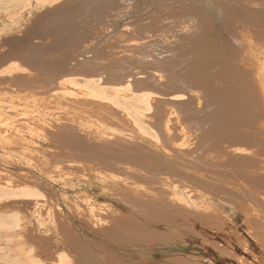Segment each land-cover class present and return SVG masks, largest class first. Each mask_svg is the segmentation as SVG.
Wrapping results in <instances>:
<instances>
[{"label": "rangeland", "instance_id": "1", "mask_svg": "<svg viewBox=\"0 0 264 264\" xmlns=\"http://www.w3.org/2000/svg\"><path fill=\"white\" fill-rule=\"evenodd\" d=\"M263 1L0 0V222L13 216L20 218L19 225L15 227L0 226V263L86 264L90 257L95 256L97 261H103L102 264H136V260H140L137 264H264V178L261 177L264 176ZM162 34L166 37L167 34L175 35H170L174 37H167L166 41L160 37L165 36ZM146 35L147 40L144 38ZM160 39L164 44L158 42ZM176 41L180 43L178 46ZM145 45L151 50L149 54L148 49L142 47ZM175 46L181 52L173 51ZM177 55L181 59H177ZM159 65H163L162 70ZM184 68H193V73ZM131 75L140 79L148 77L151 83L146 81L145 84H149L140 94L163 98L159 91L168 89L166 92L170 97L179 98L181 104H155L149 110L145 104L125 102L127 100L122 96L129 92L127 82ZM173 77H176L175 81L172 79L175 83L171 81ZM100 79L102 86L99 84L98 91L87 84V81ZM150 79L157 81L158 85ZM184 83L189 85L186 87ZM104 89L105 92L101 91ZM118 92H121L120 96ZM153 111L158 112L155 114ZM257 114L260 117H256ZM70 127L69 135L76 136L77 143L68 148L66 144L70 138L65 134L69 133ZM214 131L216 136H220L217 137L219 142L223 136L232 142L224 143V139L219 144L217 139L212 140L210 136ZM164 132L167 137L172 134L171 139L164 135L166 142L161 137ZM235 133L238 134L236 137ZM116 139L124 144L127 141L141 146L156 143L164 148L177 145L179 149L186 143L189 150L186 144L181 148L183 150L176 148L184 159L172 156L168 150V156L172 158L169 161L173 167L193 172L195 178H176L173 172L168 175L165 170L154 174L156 177L149 174L148 178L146 174L147 180L140 177L139 172L135 174L140 178H127L120 176L119 172L93 171L89 165L95 162L87 157V145L93 146L92 149L96 146L109 148L116 146ZM259 142L263 145L260 146ZM105 144L109 146L104 147ZM98 147L96 152L90 149L96 156L91 154L102 158L98 153L106 148ZM191 149L195 150L194 154ZM242 151L245 156L239 157ZM233 152L237 159L244 158L243 161L239 165L234 162L236 166L225 164L228 158L235 157ZM102 160H98L100 165L96 168H104L103 164L109 163L104 158ZM132 163L124 166L128 171H123L131 173L130 166L135 168ZM190 163L195 166L190 167ZM162 178L180 180L185 188L179 189L182 196L195 205L175 203L176 198L170 195V189L154 188L162 183ZM13 180L18 186L11 183ZM150 180L155 182L154 185ZM24 186L33 187L32 190L39 194L26 198L39 201V217L31 205L29 208L11 202L16 198L5 196L8 190L15 192ZM137 201L141 205L133 203ZM145 202L147 205L151 202L160 205L167 212L155 213L150 206L146 208ZM186 206L188 210L185 211ZM168 210L173 212L169 215ZM121 220L126 223L117 226L118 231L105 232ZM73 235L78 241L68 239L72 242L70 244L67 238ZM86 238L91 239L88 242Z\"/></svg>", "mask_w": 264, "mask_h": 264}, {"label": "bare ground", "instance_id": "2", "mask_svg": "<svg viewBox=\"0 0 264 264\" xmlns=\"http://www.w3.org/2000/svg\"><path fill=\"white\" fill-rule=\"evenodd\" d=\"M146 1V0H145ZM154 1V0H153ZM1 2H2V0H1ZM4 2V1H3ZM7 2V1H6ZM9 2V1H8ZM7 2V3H8ZM264 2V1H263ZM18 3V2H17ZM151 3V2H150ZM2 4V3H1ZM8 5V4H7ZM154 5V4H153ZM11 6V5H10ZM145 6V5H144ZM242 6V5H241ZM3 7V6H2ZM247 7V6H246ZM6 8V7H5ZM4 8V9H5ZM9 8V7H8ZM135 8V7H134ZM195 8H197L196 6H195ZM200 8V7H199ZM248 8H250V7H248ZM191 9H193V8H191ZM202 9V8H201ZM231 9V8H230ZM242 9V8H241ZM9 10V9H8ZM197 10V9H196ZM238 10H240V9H238ZM246 10V9H245ZM253 10V9H252ZM1 11V10H0ZM194 11H195V9H194ZM194 11H192V14H194ZM198 11V10H197ZM241 11V10H240ZM261 11V10H260ZM5 12H6V10H5ZM196 12V11H195ZM238 12V11H237ZM262 12V11H261ZM264 12V11H263ZM239 13V12H238ZM246 13H247V11H246ZM254 13V12H253ZM5 14V13H4ZM7 14V13H6ZM148 14V13H147ZM154 14V13H153ZM240 14H242V13H240ZM254 14H256V13H254ZM258 14V13H257ZM153 16V15H152ZM155 16V15H154ZM153 16V17H154ZM252 16V15H251ZM243 18V17H242ZM245 18V17H244ZM243 18V19H244ZM253 18V17H252ZM255 18V17H254ZM253 18V19H254ZM259 18V17H258ZM257 18V19H258ZM261 18H262V16H261ZM147 20V19H146ZM246 20V19H245ZM256 20V19H255ZM255 20L253 21V23L255 22ZM261 20V19H260ZM139 21V20H138ZM143 21V20H142ZM155 21V20H154ZM141 22V21H140ZM144 22V21H143ZM163 22V21H162ZM179 22V21H178ZM177 22V23H178ZM248 23H249V21H247ZM257 22V21H256ZM154 23V22H153ZM246 23V22H245ZM252 23V22H251ZM250 23V24H251ZM151 24H152V22H151ZM157 24V23H156ZM180 24V23H179ZM255 24V23H254ZM137 25V24H136ZM181 25V24H180ZM259 25V24H258ZM257 25V26H258ZM146 26V25H145ZM150 26V25H149ZM264 26V25H263ZM152 27V26H151ZM150 27V28H151ZM160 27V26H159ZM254 27V26H253ZM139 28H141V27H139ZM148 28V27H147ZM155 28V27H154ZM157 28V27H156ZM168 28V27H167ZM174 28V27H173ZM257 28V27H256ZM261 28V27H260ZM142 29H144V28H142ZM144 30H146V29H144ZM144 30H142V31H144ZM155 30V29H154ZM157 30V29H156ZM139 31V30H138ZM141 31V30H140ZM139 31V32H140ZM148 31V30H147ZM149 31H151V30H149ZM175 31V30H174ZM160 32V31H159ZM166 32V31H165ZM137 33V32H136ZM254 33H256L255 31H254ZM149 34V33H148ZM156 34H157V31H156ZM141 35V34H140ZM142 35H143V33H142ZM151 35V34H150ZM162 35H165V34H162ZM170 35H175V34H170ZM168 36V34H167V37H174V36ZM157 36V35H156ZM160 36V35H159ZM134 37V36H133ZM160 37H164L163 39L164 40H168V38L166 37V35L165 36H160ZM165 37L167 38V39H165ZM177 37H178V35H177ZM196 37V36H195ZM135 38V37H134ZM142 38V37H141ZM140 38V39H141ZM144 38L146 39L147 38V35L146 36H144ZM143 38V39H144ZM156 39H159V38H156ZM174 39V38H173ZM178 39H179V37H178ZM185 39V38H184ZM184 39H182L183 41H185ZM142 40V39H141ZM147 40V39H146ZM150 40V39H149ZM148 40V41H149ZM181 40V39H180ZM188 40V39H187ZM150 41H153L152 39L150 40ZM157 41V40H156ZM160 41H162L161 43H163L164 44V42H163V40L162 39H160L158 42H160ZM193 41V40H192ZM147 42V41H146ZM169 42H171L172 44H173V42L172 41H169ZM168 42V43H169ZM195 42H196V40H195ZM148 43H151V42H148ZM148 43L146 44L147 46H148ZM155 43V42H154ZM154 43H152V44H154ZM168 43H166V44H168ZM176 43H177V41H176ZM185 43V42H184ZM156 44V43H155ZM162 44V45H163ZM178 44H180V43H177V46H178ZM182 44V43H181ZM198 44V43H197ZM146 45L145 46H142V47H144L145 49H148V48H146ZM158 45H159V43H158ZM161 45V46H162ZM168 45H170V44H168ZM175 45V44H174ZM193 45H195V44H192V46ZM160 46V45H159ZM177 46H175V50H173V51H177L176 50V47ZM180 46V45H179ZM182 46V45H181ZM185 46V45H184ZM198 45H196V47H197ZM194 47V46H193ZM193 47H191V48H193ZM141 48V47H140ZM159 49H160V47H158ZM169 48H170V46H169ZM168 48V50H170ZM174 48V47H173ZM172 48V49H173ZM137 49V48H136ZM135 49V50H136ZM142 49V48H141ZM144 49V50H145ZM194 49V48H193ZM193 49H190V50H192L193 51ZM143 50V49H142ZM141 50V51H142ZM155 50V49H154ZM163 50V49H162ZM161 50V51H162ZM166 50L167 49H165V52H166ZM167 50V51H168ZM180 50H181V48H180ZM187 50V49H186ZM196 50V49H195ZM194 50V51H195ZM234 50H235V48H234ZM137 51H138V49H137ZM148 51H149V49H148ZM151 51V50H150ZM150 51L148 52V54L150 53ZM160 51V50H159ZM179 51V50H178ZM193 51V52H194ZM228 51H230V50H228ZM164 52V53H165ZM169 52V51H168ZM167 52V53H168ZM172 52V51H171ZM179 52H181V51H179ZM188 52H189V50H188ZM235 52V51H234ZM139 53H141V52H139ZM145 53V52H144ZM144 53H143V55H144ZM163 53V54H164ZM173 53V52H172ZM186 53H187V51H186ZM185 52H183V56H184V54H186ZM190 53H191V51H190ZM189 53V54H190ZM233 53V52H232ZM137 54V53H136ZM159 54V53H158ZM162 54V55H163ZM166 54V53H165ZM176 54H178V53H176ZM180 54V53H179ZM182 54V53H181ZM226 54H228V53H226ZM153 55H154V53H153ZM175 55V54H174ZM152 56V55H151ZM183 56H182V58H183ZM187 56H189V55H187ZM154 57V56H153ZM165 57V56H164ZM169 57V56H168ZM177 57V59H181V56L179 57V55H177L176 56ZM185 57V56H184ZM235 57V56H234ZM144 58V57H143ZM156 58V57H155ZM154 58V59H155ZM160 58V57H159ZM187 58V57H186ZM189 58V57H188ZM187 58V59H188ZM193 58V57H192ZM226 58H228L229 59V57H226ZM147 59H150L149 57L147 58ZM164 59V58H163ZM163 59H161L162 60V62L165 60H163ZM171 59V58H170ZM173 59V61H174V58H172ZM176 59V58H175ZM144 60H146V59H144ZM186 60V59H185ZM190 60V59H189ZM147 61V60H146ZM150 61V60H149ZM149 61H148V63H149ZM156 61V60H155ZM172 61V60H171ZM158 62H160L161 63V61L158 59ZM157 62V63H158ZM168 61H166V63H167ZM169 62H170V60H169ZM178 62V61H177ZM177 62H174L175 64H177ZM180 63H181V61H179ZM182 62H184L183 60H182ZM173 63V62H172ZM174 63H173V65H174ZM162 64V63H161ZM164 64H165V61H164ZM179 64V63H178ZM157 65V64H156ZM181 64H179V66H180ZM184 65V64H183ZM182 65V66H183ZM160 66V65H159ZM163 65H161L160 67H162ZM167 66H169V64L167 65ZM170 66H171V64H170ZM176 66V65H175ZM174 66V67H175ZM179 66H177V68L179 69ZM166 67V66H165ZM173 67V68H174ZM167 68V67H166ZM172 68V67H171ZM163 69V67L160 69V70H162ZM165 69V68H164ZM168 69L169 68H167V71H168ZM182 69V68H181ZM185 69V68H184ZM193 69V68H192ZM191 68H190V70L188 69V68H186L185 70H189V71H191L192 70ZM154 70V69H153ZM170 70H172V69H170ZM169 70V71H170ZM174 70V69H173ZM172 70V71H173ZM185 70H183L184 72H185ZM163 71H165V70H163ZM163 71H161L162 73H163ZM167 71H166V73H167ZM195 71V70H194ZM156 72H157V70H156ZM175 72H176V70H175ZM147 73V72H146ZM151 73V72H150ZM169 73H171V71L169 72ZM187 73H189V72H187ZM192 73H193V70H192ZM138 74H140V73H138ZM153 74V73H152ZM151 74V75H152ZM156 74V73H155ZM165 74V73H164ZM168 74V73H167ZM176 74H177V72H176ZM175 74V75H176ZM179 74H180V72H179ZM184 74V73H183ZM235 74V73H234ZM253 74V73H252ZM141 75V74H140ZM143 75H145V72H143ZM150 75V74H149ZM166 75V74H165ZM165 75H164V77H165ZM174 75V74H173ZM173 75H171L170 74V76H173ZM156 76H158L157 74H156ZM155 76V79H157V77ZM168 76H169V74H168ZM180 77H181V74L179 75ZM188 76V75H187ZM150 77V76H149ZM160 77V76H159ZM186 77V76H185ZM247 77V76H246ZM148 77H145V79H144V77H143V79H140L139 77H136V75H131V79L127 82L128 83V87L129 88H127V89H129V92H128V94H124L123 96H122V99L123 100H127V101H125V102H131V101H135L136 103H138V104H145L147 107H148V109L149 110H151L152 109V107L155 105V104H157L158 106H161V105H165V104H170V105H172L171 103H173V104H175V103H179V104H181V100H179L178 101V99L177 98H175V97H170L171 95H170V93H167L166 91L168 90H166L165 88V91L163 92V91H159V95H160V97L162 96L163 98H159V97H153V98H151V97H149V96H147V95H145V94H140V91H143L144 89H146V84H149L150 83V81H149V79H147ZM174 78L176 79V77H173V78H171V81H172V79L174 80ZM177 78H179V77H177ZM182 78H183V75H182ZM154 79V78H153ZM166 79H168V77H166ZM170 79V78H169ZM168 79V80H169ZM181 79V78H180ZM260 79V78H259ZM151 80V79H150ZM161 80H162V77H161ZM167 80V81H168ZM182 80V79H181ZM184 80V79H183ZM146 81H148L149 83H146L145 84V82ZM153 80H151V82H152ZM158 81H160L159 80V78H158ZM166 81V80H165ZM170 81V82H171ZM175 81V80H174ZM174 81H172V82H174ZM177 81V80H176ZM157 83L156 85H158V82L157 81H153L152 83ZM162 82V81H161ZM160 82V83H161ZM170 82H168L169 83V85H171L170 84ZM183 82H185V81H183ZM182 81H181V83H183ZM165 83V82H164ZM167 83V82H166ZM168 83H167V85H168ZM175 83V82H174ZM177 83H179V82H177ZM188 83V82H187ZM82 84V83H81ZM87 84L89 85V87L91 88V89H93V90H99V84H101V79L100 80H98V81H95V82H90V81H87ZM143 84H145V86L143 85ZM151 84V83H150ZM185 84V83H184ZM104 85V84H103ZM134 85V86H133ZM153 85V84H152ZM161 85V84H160ZM164 85V84H163ZM174 85V84H173ZM186 85V84H185ZM187 85H189V84H187ZM187 85H186V87H187ZM101 86H102V84H101ZM133 86V87H132ZM154 86V85H153ZM167 87V86H166ZM172 87V89H173V87L174 86H171ZM180 87H181V84H180ZM179 87V89H181ZM97 88V89H96ZM154 88H155V86H154ZM158 88H160V87H158ZM176 88H178L177 86H176ZM184 88H185V86H184ZM190 88V87H189ZM192 88V87H191ZM157 89V88H156ZM188 89V88H187ZM101 91H106L105 89L104 90H101ZM183 91V90H182ZM185 91V90H184ZM111 93V92H110ZM121 92H118L117 94H119V96L121 95L120 94ZM112 94V93H111ZM138 95V96H137ZM262 98V97H261ZM262 100V99H261ZM76 101V100H75ZM182 101H184V100H182ZM187 102V101H186ZM183 103V102H182ZM185 103V102H184ZM188 103V102H187ZM263 103V102H262ZM81 104V103H80ZM128 105V104H127ZM80 106V105H79ZM163 107V106H162ZM72 108H73V106H72ZM81 108H83V107H81ZM92 108V107H91ZM116 108V107H115ZM86 109V108H85ZM161 109H163V108H161ZM160 109V110H161ZM74 110V109H73ZM128 110V109H127ZM159 112H161L159 109H157ZM71 111V110H70ZM158 111H156V112H154L155 114H157V112ZM248 111V110H247ZM75 112V111H74ZM135 112V111H134ZM142 112V111H141ZM250 112H251V114H252V110H250ZM250 112H248V114L250 113ZM129 113V112H128ZM184 112L182 111V114H183ZM246 114V113H245ZM260 114V113H259ZM160 115V114H159ZM250 115V114H249ZM252 115H254V114H252ZM154 116V115H153ZM162 116V115H161ZM164 116V115H163ZM246 116H248V115H246ZM256 116V115H255ZM259 115L257 114V116L256 117H258ZM156 117V116H155ZM157 117H159V116H157ZM166 117V116H165ZM186 117H187V115H186ZM244 117V116H243ZM242 116H241V118L242 119H244ZM252 117V116H251ZM260 117V116H259ZM151 118V117H150ZM153 118V117H152ZM176 119V118H175ZM248 119V118H247ZM251 118H249V120H250ZM256 120H257V118H255ZM260 119V118H259ZM184 120V119H183ZM186 120H188L187 118H186ZM240 121H241V119H239ZM238 120V121H239ZM253 120V119H252ZM251 120V121H252ZM164 121H165V119H164ZM173 121V120H172ZM243 121V120H242ZM241 121V122H242ZM248 121V120H247ZM254 121V120H253ZM259 121V120H258ZM133 122H134V120H133ZM159 122V121H158ZM163 122V121H162ZM176 122V121H175ZM237 122V121H236ZM236 122H235V124H236ZM246 122V121H245ZM249 122V121H248ZM165 123V122H164ZM187 123V122H186ZM234 123V122H233ZM242 123H244V122H242ZM242 123H239L240 125L242 124ZM251 123V122H250ZM252 123H254V122H252ZM143 124V123H142ZM157 124V123H156ZM246 124V123H245ZM256 124V123H255ZM151 125V124H150ZM158 125V124H157ZM156 125V126H157ZM161 125V124H160ZM182 125H184V124H182ZM237 125V124H236ZM235 125V126H236ZM248 125V124H247ZM162 126V125H161ZM188 126V125H187ZM242 126V125H241ZM96 127V126H95ZM141 127V126H140ZM240 126H236V128H239ZM242 127H244V124H243V126ZM248 127H250V126H248ZM254 127V126H253ZM73 129H75L74 127H72ZM144 128V127H143ZM153 128V127H152ZM193 128V127H192ZM246 128V127H245ZM68 129V128H67ZM145 129V128H144ZM158 129V126H157V128H156V130ZM185 129V128H184ZM68 130H70L69 131V133L68 134H65V135H68L66 138H70V140L67 142V144H66V147L68 146V148L70 147L71 148V146H73L74 144H76L77 143V140L75 139L76 138V136H73V135H69V134H71L70 132H71V127H70V129H68ZM155 130V129H154ZM164 130V129H163ZM165 130H168V128L167 129H165ZM237 130V129H236ZM242 130H244V128L242 129ZM253 130V129H252ZM255 130V129H254ZM73 131H77L76 129L75 130H73ZM94 131V130H93ZM93 131H91V133L93 132ZM97 131H99V130H97ZM158 131V130H157ZM162 131V130H161ZM245 131V130H244ZM52 132H53V130H52ZM55 132V131H54ZM58 132V131H57ZM78 132V131H77ZM96 134L98 133V132H96V131H94ZM167 132V131H166ZM166 132H164L162 135H161V137L165 140V142L167 141V139H166V137L168 136V135H166L167 133ZM242 132V131H241ZM255 132V131H254ZM66 133V132H65ZM101 133V132H100ZM98 133L99 135H103V133ZM108 133V132H107ZM157 133V132H156ZM166 133V134H165ZM176 133V132H175ZM174 133V134H175ZM182 133H184V132H182ZM216 131H214V134H212V136H210L211 138H212V140H215V139H217V137H220V136H218V134H217V136H216ZM220 133V132H219ZM222 133V132H221ZM237 133V132H236ZM235 133V137H236V135H238V134H236ZM238 133H240V132H238ZM245 133H247L246 131H245ZM73 134V133H72ZM95 134V135H96ZM109 134V133H108ZM155 134V133H154ZM210 134V133H209ZM210 134V135H211ZM244 134V133H243ZM251 134V133H250ZM249 134V135H250ZM257 134V133H256ZM259 134V133H258ZM54 135V134H53ZM75 135H76V133H75ZM78 135H80V134H78ZM91 135H93V134H91ZM98 135V136H99ZM166 137H165V136ZM176 135V134H175ZM200 135V134H199ZM204 136H205V134H203ZM219 135H221V134H219ZM261 135H263V134H261ZM82 136V135H81ZM84 136V135H83ZM82 136V138H85V136L83 137ZM104 137H105V135H103ZM103 136L101 137L102 138V140H103ZM202 136V135H201ZM207 136H209V135H207ZM240 136H241V134H240ZM65 137V136H64ZM109 137V136H108ZM112 137V136H111ZM171 137H172V134H170V136L169 137H167L168 139H171ZM177 137V136H176ZM245 137H247V136H245ZM245 137H244V139H245ZM91 138V137H90ZM89 138V139H90ZM96 138H98V137H96ZM105 138H107V137H105ZM115 138V137H114ZM116 138H118V137H116ZM214 138V139H213ZM221 138H223V140L225 139L224 138V136L223 137H221ZM220 138V139H221ZM257 138V137H256ZM65 139V138H64ZM67 139V140H68ZM79 140L81 139L80 137L78 138ZM107 139H109V138H107ZM157 141H159V137L158 136H156V138H155ZM178 139V138H177ZM197 139V138H196ZM200 139V138H199ZM241 139H242V137H241ZM248 139V138H247ZM66 140V139H65ZM85 141H86V138L84 139ZM101 140V141H102ZM120 140H122V138L120 139ZM124 140L125 139H123V141L122 142H124ZM160 140H161V138H160ZM176 140V139H175ZM191 140V139H190ZM207 140V139H206ZM209 140V139H208ZM223 140H221V141H223ZM229 140V139H228ZM224 140L223 142L224 143H226V142H232L231 140ZM239 140V139H238ZM251 140V139H250ZM94 141V140H93ZM107 141V140H106ZM111 141L112 140H110L109 142L111 143ZM115 141V140H114ZM113 141V142H114ZM117 141H119V140H117L116 139V141H115V143L114 144H116V146H110L108 149L105 147V146H109L108 144L106 145H104V147L106 148V150H104V151H100L98 148H100V146L98 147V146H96V147H98L97 149L100 151V153L101 154H99L98 152V155H100V157L102 156V158H99V156H97V157H95L96 155L94 154V153H92L93 151H91L90 149H92V147L90 148V146H88L87 145V157H90L91 159L93 158V160H94V162L95 163H93V160L91 161L92 163H93V165H89V166H92L93 167V171H97V170H100L101 171V173L103 172V171H105L106 170V172H119V175L121 174L122 176H124V177H127V178H131L132 176V178H136V176H138V174L136 175L135 173H138L139 172V176L140 177H142L143 179H145V177H146V174H147V177L149 176V174L151 175V174H158L159 172H162L161 170H165V171H167L166 173L168 174V173H170V172H173V175H176V178H179V177H181V179L182 178H195V176H194V174H193V172H188V171H184L182 168H178V167H173L172 165H171V162L169 161V158H171V156H168L169 154L167 153L168 152V150L170 151V153H173V155L172 156H174L175 155V157H177V156H179V157H181V160L182 159H184L183 158V154H180V152H177V149H179V147L176 145V147L174 146L173 148H177L176 150L175 149H173L172 147L170 148V147H168L167 145H166V148H164V146L163 145H158V144H156V143H153L152 145H146L145 144V146H144V144L141 146L140 144H137V143H129L128 144V141H127V143L126 144H124V143H121L120 141L119 142H117ZM183 141V140H182ZM217 141L219 142V140L217 139ZM220 141V142H221ZM260 141H263L262 139H260ZM65 142V141H64ZM64 142H62L63 143V145H65L64 144ZM82 142H83V139H82ZM95 142H97V140L95 141ZM108 142V143H109ZM117 142V143H116ZM130 142H132V141H130ZM194 142V141H193ZM192 142V143H193ZM220 142H219V144H220ZM243 142V141H242ZM88 144H91V142H87ZM87 143H85V144H87ZM94 143V142H93ZM97 143H101V142H97ZM105 143V142H104ZM163 143V142H162ZM168 143V142H167ZM185 143V142H184ZM183 143V144H184ZM189 143V142H188ZM200 143H202V142H200ZM200 143H199V145H200ZM222 143V142H221ZM249 143V142H248ZM260 143V142H259ZM261 143H263V142H261ZM261 143H260V146H262L261 145ZM95 144V143H94ZM93 144V145H94ZM118 144V145H117ZM182 144V145H183ZM186 144V143H185ZM185 144H184V146H185ZM215 144H217V143H215ZM246 144V143H245ZM257 144V143H256ZM96 145V144H95ZM98 145V144H97ZM100 145V144H99ZM188 144H186V147H187V149H188V146H187ZM224 145V144H223ZM227 145H229V144H227ZM230 145H231V143H230ZM249 145V144H248ZM251 145V144H250ZM258 145V144H257ZM102 146H103V144H102ZM180 146H181V144H180ZM184 146H182V147H184ZM218 146V145H217ZM220 146V145H219ZM221 146H222V144H221ZM244 146V145H243ZM96 147H94V149H92V150H94V152H96L95 151V148ZM181 147V148H182ZM197 147V146H196ZM199 147V146H198ZM203 147V146H202ZM209 146H207V148H208ZM35 148V147H34ZM102 149H105V148H103V147H101ZM100 148V149H101ZM139 148V149H138ZM141 148V149H140ZM168 148V149H167ZM179 149V150H183V149ZM190 148V147H189ZM218 148V147H217ZM223 148V147H222ZM42 149V148H41ZM144 149V150H143ZM166 149H167V151H166ZM186 149V150H187ZM193 149V148H192ZM192 149H191V152L193 153L195 150L197 151V148H195V150H193L192 151ZM199 149V148H198ZM201 149V148H200ZM205 149V148H204ZM209 149V148H208ZM220 149V148H219ZM230 149V148H229ZM35 150V149H34ZM39 150H40V148H39ZM43 150V149H42ZM140 150V151H139ZM141 150L142 151H145V153H140L142 156H140V154H139V152H141ZM164 150H165V152H164ZM172 150V151H171ZM184 150H185V148H184ZM189 150V149H188ZM202 150V149H201ZM213 150V149H212ZM221 150V149H220ZM223 150V149H222ZM225 150H227V149H225ZM243 150V149H242ZM247 150V149H246ZM91 151V152H90ZM160 151V152H159ZM199 151V150H198ZM207 151V150H206ZM239 151H241V150H239ZM181 152H183V151H181ZM185 153H186V151H184ZM183 152V153H184ZM200 152V151H199ZM204 152V151H203ZM208 152V151H207ZM226 152V151H225ZM40 153V152H39ZM38 152H37V154H39ZM94 154V155H92V154ZM184 153V154H185ZM196 153V152H195ZM223 153V152H222ZM232 153V152H231ZM230 153V151H229V154H231ZM235 152H233V154H234ZM36 154V155H37ZM139 156H138V155ZM194 154V153H193ZM214 154V153H213ZM240 154V153H239ZM238 154V155H239ZM244 153H243V151L241 152V154H240V156L239 157H242L241 155H243ZM197 155V154H196ZM205 155H206V152H205ZM204 155V156H205ZM235 155V154H234ZM233 155V156H234ZM247 155V154H246ZM45 156V155H44ZM103 156H105V157H103ZM189 156V155H188ZM192 156V155H191ZM243 156H245V155H243ZM43 157V156H42ZM215 157V156H214ZM237 157V155H235V157H230V158H228V162L227 163H225V164H230V166H231V164L232 165H234L235 163H237L238 165H239V163H241L242 161H243V159L244 158H240V159H237L236 158ZM104 158V160L106 159V160H108L109 161V163L107 164V166H106V164H103V165H105L106 166V168H105V166H104V168H96V167H98L99 165H100V161L98 162V160H102ZM126 158H128V159H126ZM186 158V157H185ZM190 158V157H189ZM202 158V157H201ZM200 158V159H201ZM249 158V157H248ZM248 158H246V159H248ZM251 158V157H250ZM249 158V159H250ZM44 159V158H43ZM43 159H41V160H43ZM46 159V158H45ZM136 159V160H135ZM172 159V158H171ZM188 159V158H187ZM187 159H186V161H187ZM199 159V158H198ZM199 159V160H200ZM135 160V161H134ZM189 160V159H188ZM198 160V161H199ZM204 160V159H203ZM87 161H89V160H87ZM128 161V162H127ZM185 161V160H184ZM190 161V160H189ZM188 161V162H189ZM192 161V160H191ZM190 161V162H191ZM196 160H194L193 162H195ZM209 161V160H208ZM104 161L102 160V162H101V165H102V163H103ZM107 162V161H106ZM119 162H122V163H119ZM128 164H130L131 162H133L132 164L133 165H135V166H133V167H135V168H132L131 166H130V168H131V173H129V172H124V171H128V168L126 169V168H124V166H126V164L127 163ZM181 162V161H180ZM187 162V163H188ZM235 162V163H234ZM264 162V161H263ZM57 163V162H56ZM92 163H90V164H92ZM123 163H126L125 165L123 164ZM174 163V162H173ZM177 163V162H176ZM178 163H179V160H178ZM203 163H204V161H203ZM209 163V162H208ZM223 163V164H224ZM244 163V162H243ZM182 164H184V162L182 163ZM181 164V165H182ZM191 164V163H190ZM210 164V163H209ZM250 164V163H249ZM177 165V164H176ZM192 165V164H191ZM194 166H195V164H193ZM193 165L192 166H190V167H193ZM196 165L198 166V165H200V164H197L196 163ZM205 165V164H204ZM220 165H222V164H220ZM238 165H237V167H238ZM120 166H123V167H120ZM128 166V165H127ZM183 166V165H182ZM189 166V165H188ZM218 166V165H217ZM234 166H236V164L234 165ZM88 167V166H87ZM101 167V166H100ZM137 167V168H136ZM198 167H200V166H198ZM91 168V167H90ZM139 168V169H138ZM185 168V167H184ZM201 168V167H200ZM209 168V167H208ZM245 168V167H244ZM92 170V169H91ZM124 170V171H123ZM206 170H208V169H206ZM241 170V169H240ZM250 170V169H249ZM197 171V170H196ZM218 171V170H217ZM242 171V170H241ZM1 172V171H0ZM97 172H99V171H97ZM144 172H147V173H144ZM200 172V171H199ZM209 172V171H208ZM215 172V171H214ZM219 172V171H218ZM250 172V171H249ZM264 172V171H263ZM105 173V172H104ZM129 173V174H128ZM164 173V172H163ZM2 175H3V173H1ZM113 174V173H112ZM145 174V175H144ZM219 174V173H218ZM226 174H227V172H226ZM240 174H242V173H240ZM105 175H106V173H105ZM120 175V176H121ZM144 175V176H143ZM169 175V174H168ZM248 175V174H247ZM99 176V175H98ZM138 176V177H139ZM171 176V175H170ZM139 177V178H140ZM154 177H156L155 175H154ZM164 177V176H163ZM249 177H250V175H249ZM261 177H263L264 178V176L262 175ZM101 178V177H100ZM149 178V177H148ZM168 178H171V177H168ZM168 178H162V183L161 182H159V184H158V186H155L154 188H156V189H158V188H160L161 186L163 187V189H164V187H165V189H170L171 190V193H170V195L171 196H173V197H175L176 199L174 200V202L175 203H186V204H191V205H195L193 202H191V201H189V200H187V201H185V198L182 196V193L180 192V190L179 189H185L184 188V186L182 185V183H181V181L179 180V181H177V180H170V179H168ZM173 178H175V177H173ZM254 178V177H253ZM143 179H142V181H143ZM153 179V178H152ZM251 179V178H250ZM256 179V178H255ZM33 180H35V179H33ZM97 180V179H96ZM101 180V179H100ZM128 180V179H127ZM145 180H147V178L145 179ZM155 180V178L153 179V181ZM198 180H200V179H198ZM14 181V180H13ZM31 181V180H30ZM135 181H136V179H135ZM149 181V180H148ZM156 181V180H155ZM186 181V180H185ZM194 181V180H193ZM203 181V180H202ZM16 181H14V183L13 182H11L12 184H16L15 183ZM35 182V181H34ZM150 182H151V180H150ZM264 182V180L262 181V183ZM130 183V182H129ZM131 183H132V180H131ZM146 183V182H145ZM151 183H153V182H151ZM155 183V182H154ZM154 183H153V185H154ZM187 183V182H186ZM189 183V182H188ZM32 184V183H31ZM37 184H38V181H37ZM40 184V183H39ZM136 184V183H135ZM193 184V183H192ZM21 185V184H20ZM134 185V184H133ZM157 185V184H156ZM197 185V184H196ZM13 186V185H12ZM16 186H18L17 184H16ZM22 186V185H21ZM215 186V185H214ZM213 186V187H214ZM15 187V186H14ZM20 187V186H19ZM18 187V188H19ZM152 187V186H151ZM217 186H215V188H216ZM264 187V186H263ZM16 188V187H15ZM36 188V187H35ZM203 188V187H202ZM208 188V187H207ZM212 188V187H211ZM32 189H34L33 187H27V186H24L23 188H21L19 191H13V190H8L7 192H5V196L7 197V198H16V199H12V200H10L11 202H16L17 204L18 203H20V204H24L25 206H27V207H29L30 205L32 206V208L34 209L35 208V212H36V214H37V217H39V215H40V210H39V207H38V205H39V201L38 200H35V201H29V200H27L26 198H30V197H36V196H38L39 194H38V192H36L35 190H32ZM214 189V188H213ZM220 189H223V187L222 188H220ZM219 189V190H220ZM230 189V188H229ZM43 190V189H42ZM246 190V189H245ZM40 191V190H39ZM198 191V190H197ZM213 192V191H212ZM247 192V191H246ZM41 193H43V192H41ZM45 193V192H44ZM208 193H209V191H208ZM219 193V192H218ZM244 193V192H243ZM250 193V195H251V192H249ZM167 194H168V192H167ZM199 194V193H198ZM255 194V193H254ZM203 197V196H202ZM253 197V196H252ZM18 198V199H17ZM47 198H48V195H47ZM242 198V197H241ZM5 199V198H4ZM51 199V198H50ZM53 199V198H52ZM49 200V199H48ZM134 200V199H133ZM135 200H137L136 198H135ZM134 200V201H135ZM196 200V199H195ZM42 201V200H41ZM54 201V200H53ZM262 201V200H261ZM46 202H47V200H46ZM45 202V203H46ZM49 202V201H48ZM47 202V203H48ZM139 201H137V202H133V203H138ZM164 202H165V200H164ZM170 202H173V201H170ZM173 202V203H174ZM46 203V204H47ZM141 203V202H140ZM140 203H138V205L140 204ZM143 203V202H142ZM147 202H145L144 203V205L146 206V208H148L147 206H150V208L151 209H154L153 211L155 212V213H166L167 211V209L166 210H164L160 205L158 206V205H156L155 203H150V204H146ZM156 203H158V202H156ZM165 203H167V204H169V202H165ZM216 203V202H215ZM14 204V203H13ZM44 204V203H43ZM45 204V205H46ZM162 204V203H161ZM141 205V204H140ZM142 206H143V204H142ZM145 206H144V208H145ZM174 206V205H173ZM179 206V205H178ZM261 206V205H260ZM24 207V206H23ZM46 207H47V205H46ZM46 207H43V208H45L46 209ZM262 207V206H261ZM25 208V207H24ZM30 208V207H29ZM92 208H94V207H92ZM185 208V211L186 210H188V206H186V207H184ZM41 209V208H40ZM142 209V208H141ZM149 209V208H148ZM148 209H147V211H148ZM263 209V208H262ZM47 210V209H46ZM90 210V209H89ZM92 210V209H91ZM90 210V211H91ZM94 210V209H93ZM166 211V212H165ZM190 211V210H189ZM173 211L172 210H168V213H169V215H170V213H172ZM193 212V211H192ZM192 212H190V213H192ZM195 212V211H194ZM9 215H11L10 213H8ZM14 214V213H13ZM45 214V213H44ZM53 214V213H52ZM153 214V213H152ZM173 215V214H172ZM171 215V216H172ZM52 216V215H51ZM56 216V215H55ZM59 217H60V215H58ZM61 216L63 217V215L61 214ZM68 216V215H67ZM66 217V216H65ZM108 217V216H107ZM111 217V216H110ZM173 217H174V215H173ZM176 217V216H175ZM195 217H197V216H195ZM198 217H201V216H198ZM51 218V217H50ZM54 218V217H53ZM57 218V217H56ZM20 218L19 217H17V216H13V217H11L8 221H2V222H0V226H7V227H15V226H17V225H19V222H20V220H19ZM66 219V218H65ZM65 219H64V221H65ZM129 219V218H128ZM201 219V218H200ZM55 220V219H54ZM59 220H61V218L59 219ZM59 220H57V222L59 221ZM67 220V219H66ZM124 220V219H123ZM51 221V220H50ZM63 221V224L64 223H66V222H64ZM126 221H128L127 219H126ZM60 222V221H59ZM58 222V223H59ZM71 222V221H70ZM56 223V222H55ZM115 224H116V222H114ZM126 223V222H125ZM122 220L121 221H118V225H114V226H112V227H108V229L107 230H105V232H108V233H110L111 231H114V230H116L117 228V226H122L123 224H125ZM128 223V222H127ZM61 224V223H60ZM69 224H71V223H69ZM89 224V223H88ZM113 224V223H112ZM128 224H130V222L128 223ZM132 224V223H131ZM62 225V224H61ZM60 226V225H59ZM73 226V225H72ZM124 226V225H123ZM136 226H138L137 224H136ZM61 227V226H60ZM65 227H66V224H65ZM133 227H135V224H134V226ZM133 227H132V229H133ZM52 228V227H51ZM63 227H61V229H62ZM105 228V227H104ZM137 228V227H136ZM135 228V229H136ZM140 228H142L141 226H140ZM64 229V228H63ZM138 229V228H137ZM52 230V229H51ZM53 231V230H52ZM104 231V230H103ZM102 231V232H103ZM117 231H118V229H117ZM48 232V231H47ZM61 232H64V231H61ZM100 232V231H99ZM98 233V232H97ZM104 233V232H103ZM63 234V233H62ZM106 234V233H105ZM174 234V233H173ZM135 235V234H134ZM136 236V235H135ZM62 237V236H61ZM63 237H64V235H63ZM77 237V236H76ZM90 237V236H89ZM99 237V236H98ZM171 237V236H170ZM175 237H177V235L175 236ZM179 237V236H178ZM180 237H181V235H180ZM59 238V237H58ZM57 238V239H58ZM52 239H54V238H52ZM56 239V240H57ZM65 239V238H64ZM68 239H73V241L75 242L77 239L75 238V235H73V236H68V238H67V240ZM78 239H79V237H78ZM91 239V238H90ZM89 239V240H90ZM101 239V238H100ZM127 239H129V238H127ZM182 239V238H181ZM184 239V238H183ZM49 240V239H48ZM86 240L89 242V240L86 238ZM97 240V239H96ZM261 240V239H260ZM62 241V240H61ZM61 241H60V243H61ZM69 241V240H68ZM78 241V240H77ZM92 241H93V239H92ZM99 241H103V240H99ZM104 241H105V239H104ZM184 241V240H183ZM54 242H55V239H54ZM59 242V241H58ZM63 242V241H62ZM65 242V241H64ZM69 242H71V241H69ZM79 242H80V239H79ZM97 242V241H96ZM125 242H126V240H125ZM81 243V242H80ZM45 244V243H44ZM70 244H72V242L70 243ZM75 244H78V243H75ZM75 244H73L72 246H74ZM90 244H93V243H90ZM46 245H48V244H46ZM89 245V244H88ZM96 245V244H95ZM105 245V244H104ZM179 245V244H178ZM50 246V245H49ZM53 246H55V245H53ZM60 246H63V245H60ZM65 246V245H64ZM71 246V247H72ZM77 246V245H76ZM98 246V245H97ZM96 246V247H97ZM140 246H142V245H140ZM181 246V245H180ZM48 247V246H47ZM70 247V248H71ZM80 247V246H79ZM87 247V246H86ZM144 247V246H143ZM178 247V246H177ZM51 248V247H50ZM55 248V247H54ZM76 248V247H75ZM77 248H78V246H77ZM81 248V247H80ZM183 248V247H182ZM52 249H53V247H52ZM94 249V248H93ZM98 249V248H97ZM99 249H100V247H99ZM101 249H102V247H101ZM150 249V248H149ZM72 250V249H71ZM137 250V249H136ZM141 250V249H140ZM139 250V251H140ZM146 250V249H145ZM144 250V251H145ZM46 251V250H45ZM56 251V250H55ZM75 251V250H74ZM77 251V250H76ZM89 251V250H88ZM142 251V250H141ZM170 252V251H169ZM178 252V251H177ZM181 252V251H180ZM54 253V252H53ZM90 253V252H89ZM92 253H94V252H92ZM104 253V252H103ZM137 253V252H136ZM183 253H185V252H183ZM195 253V252H194ZM63 254V253H62ZM78 254V253H77ZM82 254V253H81ZM87 254V253H86ZM102 254V253H101ZM187 254V253H186ZM93 255H95V254H93ZM98 255V254H97ZM56 256V255H55ZM86 256V255H85ZM88 256H89V254H88ZM148 256V255H147ZM81 257V256H80ZM95 257V256H94ZM94 257H90V262H88L87 260H85V261H87V263L88 264H102L101 263V261L99 262V261H97ZM107 257V256H106ZM130 257V256H129ZM169 257V256H168ZM191 257V256H190ZM194 257V256H193ZM192 257V258H193ZM82 258V257H81ZM84 259L86 258V257H83ZM104 258V257H103ZM120 258V257H119ZM167 258V257H166ZM189 258V257H188ZM197 258V257H196ZM57 259H59V258H57ZM116 259V258H115ZM121 259V258H120ZM119 259V260H120ZM126 259V258H125ZM150 259V258H149ZM148 259V260H149ZM173 259V258H172ZM62 260V259H61ZM70 260V259H69ZM72 260V259H71ZM70 260V261H71ZM77 260V259H76ZM105 260H107V258H105ZM111 261H112V259H110ZM128 260V259H127ZM135 260V259H134ZM144 260V259H143ZM163 260V259H162ZM171 260V259H170ZM184 260V259H183ZM196 260V259H195ZM13 261V260H12ZM63 261V260H62ZM74 261V260H73ZM73 261H71V262H73ZM108 261V260H107ZM106 261V262H107ZM117 261V260H116ZM121 261V260H120ZM137 261H140V260H136V264H137ZM145 261V260H144ZM157 261H159V260H157ZM168 261V260H167ZM174 261H175V258H174ZM182 261V260H181ZM103 262V261H102ZM113 262V261H112ZM122 262V261H121ZM125 262V261H124ZM127 262V261H126ZM173 262V261H172ZM193 262V261H192ZM195 262V261H194ZM13 263V262H12ZM59 263V262H58ZM83 263V262H82ZM86 263V264H87ZM118 263V262H117ZM128 263V262H127ZM144 263V262H143ZM169 263V262H168ZM167 263V264H168ZM181 263V262H180ZM184 263V262H183ZM182 263V264H183ZM1 264V263H0ZM60 264V263H59ZM106 264V263H105ZM116 264V263H115ZM131 264H133V263H131ZM134 264H135V262H134ZM139 264H140V262H139ZM151 264V263H150ZM171 264V263H170ZM176 264H178V263H176ZM192 264V263H191ZM197 264V263H196ZM199 264V263H198Z\"/></svg>", "mask_w": 264, "mask_h": 264}]
</instances>
